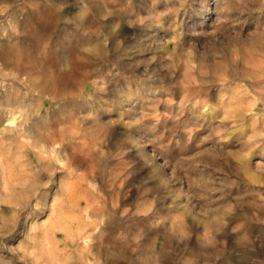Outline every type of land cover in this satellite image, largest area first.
I'll list each match as a JSON object with an SVG mask.
<instances>
[{
  "label": "rangeland",
  "instance_id": "1",
  "mask_svg": "<svg viewBox=\"0 0 264 264\" xmlns=\"http://www.w3.org/2000/svg\"><path fill=\"white\" fill-rule=\"evenodd\" d=\"M0 264H264V0H0Z\"/></svg>",
  "mask_w": 264,
  "mask_h": 264
}]
</instances>
